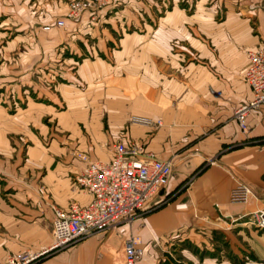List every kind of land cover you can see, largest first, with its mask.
Returning <instances> with one entry per match:
<instances>
[{"label":"crops","instance_id":"0c3cea01","mask_svg":"<svg viewBox=\"0 0 264 264\" xmlns=\"http://www.w3.org/2000/svg\"><path fill=\"white\" fill-rule=\"evenodd\" d=\"M52 1L55 20L60 4ZM260 1L108 0L95 19L86 13L79 21L66 20L67 34L56 38L65 44L56 51L70 47L80 60L62 90L69 96L64 109H47L63 135L48 147L29 148L25 162L0 178V260L51 243L54 205L67 209L73 201L91 200L73 184L86 164L73 147L107 161L122 138L159 159H172L157 203L131 223H118L104 239L89 236L33 264H125L123 241L131 233L140 236L143 248L136 264H264V226L253 221L264 199L252 193L246 202L229 198L239 182L264 193V105L247 115L245 130L234 116L253 97L243 70L249 49L264 47V12L249 7ZM35 21L26 26L34 30ZM45 23L41 30L57 32L44 29ZM75 78L83 89L74 88ZM26 86L6 85L5 94L15 92L26 107L16 117L5 116V127L38 120L44 107L28 94L39 85ZM81 90L85 95L78 98ZM50 100L61 103L59 97ZM133 115L161 124L134 123ZM13 173L30 174L29 183L14 180Z\"/></svg>","mask_w":264,"mask_h":264},{"label":"built area","instance_id":"2783aa9c","mask_svg":"<svg viewBox=\"0 0 264 264\" xmlns=\"http://www.w3.org/2000/svg\"><path fill=\"white\" fill-rule=\"evenodd\" d=\"M103 2L70 0L62 16L53 22H46L42 27L44 29H49L53 25L62 27L66 20L75 19L83 11L94 9ZM249 7L264 12V0L251 3ZM243 77L250 85L253 97L247 102L240 103L234 109V116L240 128L245 130L247 115L264 105V47L249 49ZM130 121L142 125L161 124L160 119L139 115L131 116ZM113 146V155L107 161L81 156L86 164L76 173L74 185L85 189L92 198L86 205L73 201L67 209L53 206L51 243L38 251L24 249L9 252L0 260V264H33L53 249L69 245L92 233H107L118 223L142 215L157 203V195L169 181L173 167L172 159H159L151 152H145L141 145L133 142L126 145L122 138L115 141ZM141 154L142 156L136 157ZM250 195V188L239 182L232 187L229 198L231 201L246 202ZM253 221L259 227L264 226V207L255 211ZM123 250L125 264H136L143 254L140 236L131 233L125 237ZM227 264L262 263L244 260L230 261Z\"/></svg>","mask_w":264,"mask_h":264},{"label":"rangeland","instance_id":"374dc122","mask_svg":"<svg viewBox=\"0 0 264 264\" xmlns=\"http://www.w3.org/2000/svg\"><path fill=\"white\" fill-rule=\"evenodd\" d=\"M69 1L58 0L60 6L56 5L58 8L57 15L62 16L65 13ZM102 1L104 2L96 8L85 10L77 18L69 20L79 21L87 14L86 17H89V19L99 17L100 11L108 3V0ZM52 2L36 0L33 4L31 0H0V105L3 106L2 110L0 108V178L5 177L12 165L16 164L17 166L14 165L16 168L25 162L29 148L48 147L53 139L58 137L57 134L63 135L58 129L56 116L47 109L52 108L55 111L64 109L63 99L66 100L69 96L65 93L66 91L62 93V90H67L66 85L68 86L71 83L69 75L72 73V69H76L80 57H74L70 47L61 50L59 53L56 51V48L62 49L60 46L63 43L65 44L64 41H56V38H59V35L61 37V34H67L66 29H64L66 27L53 25L52 28L56 27L58 30L51 33L41 30L40 23L53 22L54 16H56L55 11L57 10L55 9V3ZM38 4L40 5L39 10L36 8ZM32 19L37 22V24H34L36 26L34 30H30L26 26L28 20ZM75 45L81 47L80 42H75ZM28 81L31 84L39 85V96L36 88L34 91H32V88L29 90L30 100L39 102V106L44 108L36 121L32 118L24 125H10L8 123V127H5L2 122L5 116L16 117L26 107V99L24 102L21 101L15 96V92L13 93L14 97H12L8 90H12L16 86L20 89L22 86L21 90L28 88L29 86H26ZM6 85L9 86L7 88L8 94H5ZM74 88L83 89L79 86L76 78ZM84 92L85 90L78 91L77 97H84ZM51 97L52 99L59 97L60 105L52 104ZM73 148L74 156L80 159L84 155L88 157L84 151L75 149L76 147ZM75 175L76 173L73 176V184L75 183ZM10 177L28 184L30 174L13 173ZM36 185H38V192L43 196L44 185L39 181ZM33 204L39 206L40 201H33ZM132 220L125 221V223H131ZM107 233H92L69 245L53 249L43 257L92 235H100L104 239Z\"/></svg>","mask_w":264,"mask_h":264},{"label":"water","instance_id":"95a60500","mask_svg":"<svg viewBox=\"0 0 264 264\" xmlns=\"http://www.w3.org/2000/svg\"><path fill=\"white\" fill-rule=\"evenodd\" d=\"M244 184H246V185L250 188L251 193L254 194L256 197H259V198L264 199V193H260V192H258V191H257L255 188H253L252 185H250V184H247V183H245V182H244Z\"/></svg>","mask_w":264,"mask_h":264}]
</instances>
